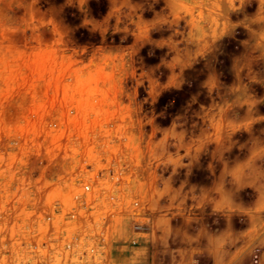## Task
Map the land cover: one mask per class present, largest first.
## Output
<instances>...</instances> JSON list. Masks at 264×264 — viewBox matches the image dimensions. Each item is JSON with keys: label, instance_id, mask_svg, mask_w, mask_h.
<instances>
[{"label": "clouds", "instance_id": "clouds-1", "mask_svg": "<svg viewBox=\"0 0 264 264\" xmlns=\"http://www.w3.org/2000/svg\"><path fill=\"white\" fill-rule=\"evenodd\" d=\"M0 264H264V0H0Z\"/></svg>", "mask_w": 264, "mask_h": 264}]
</instances>
